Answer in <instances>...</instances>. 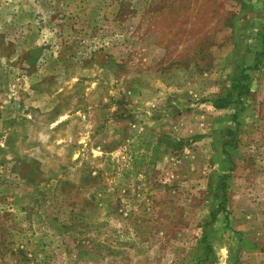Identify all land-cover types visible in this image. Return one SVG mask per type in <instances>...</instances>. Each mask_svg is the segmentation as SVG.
Listing matches in <instances>:
<instances>
[{
    "label": "rangeland",
    "instance_id": "374dc122",
    "mask_svg": "<svg viewBox=\"0 0 264 264\" xmlns=\"http://www.w3.org/2000/svg\"><path fill=\"white\" fill-rule=\"evenodd\" d=\"M0 264H264V0H0Z\"/></svg>",
    "mask_w": 264,
    "mask_h": 264
}]
</instances>
